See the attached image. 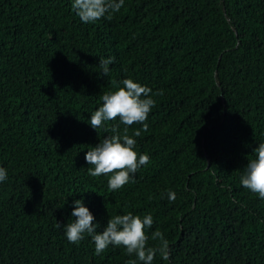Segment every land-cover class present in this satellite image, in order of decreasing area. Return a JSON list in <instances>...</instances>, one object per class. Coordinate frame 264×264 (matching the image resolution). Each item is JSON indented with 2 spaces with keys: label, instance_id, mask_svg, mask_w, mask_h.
<instances>
[{
  "label": "trees",
  "instance_id": "1",
  "mask_svg": "<svg viewBox=\"0 0 264 264\" xmlns=\"http://www.w3.org/2000/svg\"><path fill=\"white\" fill-rule=\"evenodd\" d=\"M126 77L155 100L135 137L149 161L112 191L84 152L124 125L86 121ZM261 141L264 0H124L91 23L71 0H0V264H131L122 247L96 254L87 235L64 237L57 222L81 197L97 231L151 213L146 235L160 230L171 249L152 264H264V200L239 183Z\"/></svg>",
  "mask_w": 264,
  "mask_h": 264
},
{
  "label": "clouds",
  "instance_id": "2",
  "mask_svg": "<svg viewBox=\"0 0 264 264\" xmlns=\"http://www.w3.org/2000/svg\"><path fill=\"white\" fill-rule=\"evenodd\" d=\"M123 2L124 0H71V10L81 23H91L109 18L121 8ZM114 60L111 55L99 57L100 74L106 76L110 71L109 65ZM119 84L114 91L100 95V105L89 114L86 121L94 130L104 127L106 122L113 119L124 125L122 131H117L113 125L111 134L100 137L94 146L89 145L84 152L85 163L91 165L86 168L88 175H107V187L112 191L133 181L137 170L148 163L149 155L136 150L135 137L140 135L141 130H146L147 124L144 122L155 105L148 86L127 77ZM133 123L139 124L140 128L128 135V126ZM252 153L254 156L248 159L239 183L264 200V141L257 143ZM7 180V169L0 166V184ZM175 195L173 190L167 191L168 200L175 199ZM70 215L71 222L63 226L57 222V226L62 227L64 237L69 243H77L87 235L94 244L96 254H101L110 245L119 246L126 255L134 256L131 264H152L157 255L162 260H168L171 254L169 242L160 230L151 231L150 237L146 235V230L153 225L151 213L137 215L128 211L116 214L108 217L102 230L97 231L100 225L95 222L94 215L81 197L73 199ZM149 238L158 243L146 246Z\"/></svg>",
  "mask_w": 264,
  "mask_h": 264
}]
</instances>
